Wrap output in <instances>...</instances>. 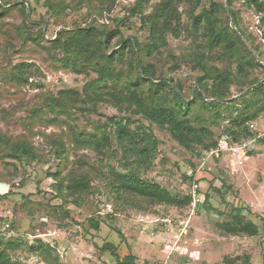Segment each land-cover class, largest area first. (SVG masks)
Wrapping results in <instances>:
<instances>
[{"label":"rangeland","instance_id":"obj_1","mask_svg":"<svg viewBox=\"0 0 264 264\" xmlns=\"http://www.w3.org/2000/svg\"><path fill=\"white\" fill-rule=\"evenodd\" d=\"M136 1L0 0V6L11 9L0 14V135L14 142L30 143L36 155L35 158H14L0 142V182L8 184L12 190L0 198V214L12 217L14 232L11 236L22 239L21 243L14 244L10 254L25 264H116L111 253L102 250V246L110 242L118 247L119 255L134 254L135 264H244L247 256L249 261L245 264H264V230L260 219L264 217V97L250 93L258 85H264V38L261 16L247 2L180 0L179 25L174 21L179 34L168 32L166 44L153 55H137L138 62L155 69L156 81L179 82L187 97L193 94L194 81L204 73L194 68L197 63L194 55H204L212 71L230 75L229 95L222 99L225 103L220 116L213 118L200 107L193 111L205 119L195 123L213 132L205 141H220L230 128L240 133L242 139H246L244 127L253 135L261 136L242 166L227 157L208 160L205 170L197 177L203 184L205 199L207 194L210 198L207 202L204 200L195 213L191 212L190 202L186 204V197L191 195L187 172L197 166L200 155L196 151L202 149L200 146L187 150L165 127L133 114L127 104L119 106L102 101L96 111L73 107L66 108L68 113L46 107L47 97L58 96L62 89L82 91L97 77L90 70L89 74L76 73L61 67L58 59L62 54L52 48L51 41L62 30L94 24L120 31L112 39L109 53L122 47L121 39L150 43V25L143 22L141 15L151 14L161 0H151L142 14L133 15L131 9ZM49 2L64 3L66 8L55 12L47 5ZM21 4L26 5V15L17 7ZM214 4L218 5L216 27L221 29L229 23L236 31L233 10L246 34L236 27L244 45L238 44L252 55L242 59V55L233 57L227 46H210L206 24L203 21L201 26H196L194 16L214 9ZM25 26L38 41L23 36ZM41 32L42 38L39 37ZM22 63L29 66L21 68L20 75L16 68ZM118 66L127 67L123 63ZM132 71L136 76L139 70ZM207 81L209 86L213 84V79ZM233 100L237 101L226 108ZM247 100L253 104L249 113L256 115L237 126L233 119L247 112L243 109ZM124 116L142 122L159 140L154 156L144 167L136 162L138 157L131 151L133 145L116 138L110 118ZM74 132H106L110 135L111 147L98 151L77 144ZM130 169L160 183L179 197L182 204H149L115 191L110 183L115 173ZM82 177L89 180L91 187L85 193L70 194L67 185ZM59 186H62L60 190ZM216 188L222 193L216 192ZM109 208L112 212L106 214ZM247 208L250 213L245 211ZM234 212L245 213L258 223L259 234L223 233L216 223ZM91 217L99 220V231L88 223ZM11 236L0 231L4 239ZM176 241L177 250L173 251ZM41 244L44 246L38 247ZM237 256L241 260L228 262Z\"/></svg>","mask_w":264,"mask_h":264},{"label":"trees","instance_id":"obj_2","mask_svg":"<svg viewBox=\"0 0 264 264\" xmlns=\"http://www.w3.org/2000/svg\"><path fill=\"white\" fill-rule=\"evenodd\" d=\"M150 1L137 0L135 6L131 9L132 14H142L144 7ZM232 1L229 0L230 3ZM243 1L253 7L261 16L262 38H264V0ZM179 2L180 0H161L155 5L151 14L147 16L141 15L143 22L150 25V38L152 42L142 44L137 39L131 41L121 39L120 43L122 47L111 53H109L111 41L120 33L119 30L107 27L101 28L90 24L60 31L58 36L51 41V46L62 54V57L58 59L61 67L70 69L76 73L89 74L90 71H93L97 74V77L88 82L82 91L73 88L62 89L59 91L58 96L47 97L46 107L52 110L59 108L61 111L68 113L66 108L73 107L87 109L92 112L96 111L97 104L102 101H110L119 106L127 104V107L132 110L133 114L141 115L144 119L165 127L171 136L187 150L193 151L197 146H200L202 149H210L216 146L219 140L205 141L206 138L213 136V132L210 128L205 127V125H197L195 123V121L201 122L205 119L193 111L196 107H200L209 111L213 118L220 116V110L225 103L222 99L229 95L230 75L224 72L212 71V68L205 61V56L196 53L194 56L197 63L194 64V68L204 73L194 81L193 94L187 97L184 95L183 87L179 82L170 83L167 79L156 81L158 79L155 77V69L152 65H143L137 59L139 53H146L148 56H151L156 50L165 45V35L168 32L175 36L179 34L180 30L176 25L180 23ZM47 5L55 12H63L66 8L64 3L60 2H49ZM216 6L218 5L214 4V9L203 11L200 15L194 16V24L196 26H201L203 21L206 24L210 46L211 44L213 46H227L233 57H240L242 55V59L247 55H252L248 49L242 50L240 48L238 43L241 42L243 44L241 37L229 23H226L221 29L216 27V20H218L215 15ZM17 7L24 15L27 14L25 4ZM223 9L225 10L224 7ZM10 10L0 6V14H6ZM231 15L236 27L246 35L241 30L239 21L233 10L231 11ZM174 21L176 26L174 25ZM24 32L26 33L23 36H26L27 40L38 41L37 37H34L26 26ZM39 37H43V32L39 34ZM253 59H255V56H253ZM122 63L126 64L127 67L118 66ZM25 66H29V64L22 63L17 66L16 69H19V71L16 73H20L21 75L23 73L21 68ZM241 66L242 63H240ZM133 69L139 70L136 76L132 73ZM208 79H213V84L210 86L207 84ZM170 81L173 82V78ZM256 81H253L252 84ZM263 88L264 85L260 84L251 90L253 93L251 91L250 93L264 97ZM260 91H262L263 95L259 93ZM208 98H216V100H208ZM236 101L228 102L229 104L226 108H231V104ZM252 106V102L245 101L243 109H246L247 112H241L238 117L233 119V123L240 126V123H245L252 119L256 115L249 113ZM262 106L264 107V104ZM110 120L115 126L117 140L121 143L129 142L133 145L131 151L138 157L136 162L141 167L146 166L154 156L159 140L149 129H146V126L142 122L133 121L131 117L124 116L119 119L112 117ZM135 123H138V125L133 128L132 125ZM243 130L246 135L244 138L246 139L256 136L247 131L245 127ZM226 131L228 132L227 135L233 139H242L240 138V133L232 131L231 128ZM74 137L77 144L91 146L98 151L110 148L112 143L110 135L106 132L99 134L74 132ZM260 140L261 137L257 138L255 149ZM0 142L9 150L8 154L14 158L36 157L33 147L26 141L14 142L10 137L0 135ZM213 160L217 161L218 159ZM110 183L112 188L118 193L135 196L149 204H182L179 197L174 195L170 190L154 180L143 178L136 169H130L126 172H116L113 181ZM90 187L89 180L86 177H82L80 179H73L72 183L68 184L66 188L69 189L70 194L74 195L85 193ZM61 188L62 186H59V190ZM215 191L222 193L220 188H216ZM10 192H12L11 189L7 193L0 194V198L7 196ZM209 198L210 196L207 194L206 202ZM189 202H191V196L186 197V204ZM199 206L201 208L203 203ZM245 211L251 212L249 208L245 209ZM217 212L219 215H223V213ZM260 219L262 220L264 230V217H260ZM88 223L96 231H99L101 228L99 220L92 217L88 220ZM11 225L13 228V221ZM216 225L223 233L231 235L256 236L261 231L260 225L250 219L245 213H231L229 217L224 219V221L217 222ZM21 241L22 239L18 237L11 236L7 239L0 237V264H25L21 260L13 259L10 254V250H12L14 244L21 243ZM43 246L44 244H41L38 247L42 248ZM48 247L50 246L48 245ZM53 247L56 248V246ZM117 249L118 247L110 242L102 246L103 251H109L115 258L116 264L136 263V256L134 254L129 253L121 256L118 254ZM237 260H241V257L237 256L234 259H229L228 262ZM247 261H249V256L246 257ZM246 262L244 261L243 263L245 264Z\"/></svg>","mask_w":264,"mask_h":264},{"label":"built area","instance_id":"obj_3","mask_svg":"<svg viewBox=\"0 0 264 264\" xmlns=\"http://www.w3.org/2000/svg\"><path fill=\"white\" fill-rule=\"evenodd\" d=\"M259 137L261 136L256 135L249 139L235 140L231 136L225 134L222 136L221 140L216 146L211 147L210 149H201L196 151L200 155L197 166L195 168H190L187 172V175L191 182L190 207L192 213H195L198 209V206L202 204L205 200V195L202 193L203 184L200 181V177L197 176L200 172H203L205 170V166L208 163V160L227 157L232 159L238 165L242 166L244 164L245 159L249 155V152L255 149V142ZM111 212L112 209L109 208V211H106L105 213L109 214ZM11 218V216L8 217V215L0 214V231L10 236L12 232H14L11 225ZM176 243L177 241L173 245V251L177 250ZM52 245L55 246L54 244ZM173 251H171L168 255H171ZM186 264L190 263L188 262Z\"/></svg>","mask_w":264,"mask_h":264},{"label":"water","instance_id":"obj_4","mask_svg":"<svg viewBox=\"0 0 264 264\" xmlns=\"http://www.w3.org/2000/svg\"><path fill=\"white\" fill-rule=\"evenodd\" d=\"M233 22V21H232ZM238 34H240V31L235 27ZM9 191L8 184L4 182H0V193H7Z\"/></svg>","mask_w":264,"mask_h":264},{"label":"crops","instance_id":"obj_5","mask_svg":"<svg viewBox=\"0 0 264 264\" xmlns=\"http://www.w3.org/2000/svg\"><path fill=\"white\" fill-rule=\"evenodd\" d=\"M202 217H204V215H201ZM176 246H177V244H176ZM177 248V247H176ZM176 252H178V251H176Z\"/></svg>","mask_w":264,"mask_h":264}]
</instances>
